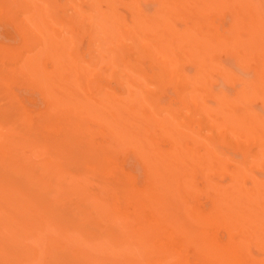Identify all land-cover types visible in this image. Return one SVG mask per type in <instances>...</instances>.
Segmentation results:
<instances>
[{
    "label": "bare ground",
    "instance_id": "bare-ground-1",
    "mask_svg": "<svg viewBox=\"0 0 264 264\" xmlns=\"http://www.w3.org/2000/svg\"><path fill=\"white\" fill-rule=\"evenodd\" d=\"M0 264H264V0H0Z\"/></svg>",
    "mask_w": 264,
    "mask_h": 264
}]
</instances>
